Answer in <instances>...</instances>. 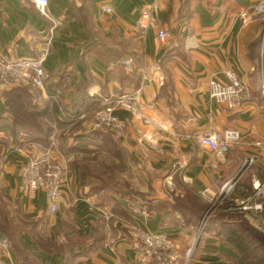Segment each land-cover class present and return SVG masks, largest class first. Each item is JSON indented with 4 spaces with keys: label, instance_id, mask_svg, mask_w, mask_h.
<instances>
[{
    "label": "crops",
    "instance_id": "obj_1",
    "mask_svg": "<svg viewBox=\"0 0 264 264\" xmlns=\"http://www.w3.org/2000/svg\"><path fill=\"white\" fill-rule=\"evenodd\" d=\"M261 1L49 0L48 17L32 0H0L6 57L28 59L48 46L43 88L0 91V240H8L1 252L7 261L140 264L129 246L131 227L181 242L194 225L192 197L210 199L229 185L227 210L240 213L255 170H264V15L252 13L242 24L239 13ZM146 7L153 21L142 31L137 22ZM160 30L168 33L163 41ZM227 70L250 88L232 108L209 95V81H226ZM120 99H133L152 123L132 117ZM16 103L34 122L15 121ZM106 106L123 125L119 137L93 126V114ZM79 113L85 118L76 120ZM39 128L46 141L26 136ZM226 128L240 139L222 157L197 141L204 131ZM51 135L52 156L68 165L55 212L43 190L28 197L26 159L16 150L34 146L27 141L47 145ZM249 157L254 161L244 165ZM102 191L109 202L97 199Z\"/></svg>",
    "mask_w": 264,
    "mask_h": 264
},
{
    "label": "built area",
    "instance_id": "obj_2",
    "mask_svg": "<svg viewBox=\"0 0 264 264\" xmlns=\"http://www.w3.org/2000/svg\"><path fill=\"white\" fill-rule=\"evenodd\" d=\"M36 8L44 15L47 13V4L49 0H32ZM107 11L109 9H106ZM252 13L264 15V0L251 9L243 10L239 13L242 24H246L251 18ZM153 21L152 8L146 7L141 10L138 18V27L144 31ZM168 33L160 30L158 38L163 41ZM48 54V46L43 47L38 53L28 59H9L0 51V89L8 88L13 85L29 84L34 88L41 89L44 86L45 67L44 63ZM125 65L129 64L124 60ZM226 81H219L212 78L209 81V95L217 103L227 107H236L247 100L250 96L249 86L242 81L239 76L230 70L225 71ZM261 92L264 95V72L261 84ZM118 104L123 105L130 112L132 117L140 120L144 124L152 123L143 109L133 99H120ZM76 120L85 118L84 113H79ZM93 126L100 130H109L115 136L119 137L123 131V125L114 114L113 106H106L97 110L92 117ZM189 137V135L187 136ZM240 139L238 130L235 128H226L221 133L204 131L197 137V141L211 149L216 156L222 157L233 144ZM34 146L16 147V150L25 156L24 167L26 179V191L30 198H33L38 190H43L46 194L49 211L57 210V203L61 195L64 181L63 164L57 162L52 156V150L56 146L53 135L49 138V143L43 144L27 141V144ZM254 161L249 157L244 161V165H249ZM252 203L249 208L256 213L264 210V184L258 179H252ZM232 185H229L226 193ZM245 209L246 207L243 206ZM111 249L115 243V238L108 240ZM8 240H0V264H15L7 261L2 256V250L6 249ZM130 249L136 261L140 264H177L179 253L175 242L169 236L154 231H145L134 228L130 232Z\"/></svg>",
    "mask_w": 264,
    "mask_h": 264
},
{
    "label": "rangeland",
    "instance_id": "obj_3",
    "mask_svg": "<svg viewBox=\"0 0 264 264\" xmlns=\"http://www.w3.org/2000/svg\"><path fill=\"white\" fill-rule=\"evenodd\" d=\"M262 21L264 22V19ZM22 87L27 90L30 88L27 84ZM28 121L34 122V118L28 116ZM59 163L63 164L65 175L68 165ZM168 186L171 190L175 189L174 186ZM107 194L108 191H102L97 199L105 203L109 202L111 197ZM253 194L252 191L247 202L244 201L239 205L240 213L227 210L232 193L224 191L206 200L192 197L195 200L193 206L196 212L192 219L194 225L188 228L187 238L183 237L181 242H177L170 237L179 253L177 264H264V252L260 248L258 238L259 235L264 234V210L256 213L248 207L252 203ZM243 206L246 208L244 209ZM229 220L234 223H229ZM134 228L145 230L137 226L131 227L129 237ZM230 231H236L244 239L243 245L246 250L237 249L228 240Z\"/></svg>",
    "mask_w": 264,
    "mask_h": 264
},
{
    "label": "trees",
    "instance_id": "obj_4",
    "mask_svg": "<svg viewBox=\"0 0 264 264\" xmlns=\"http://www.w3.org/2000/svg\"><path fill=\"white\" fill-rule=\"evenodd\" d=\"M23 85V84H22ZM22 85H13L9 88H22ZM29 87H31V85L27 84ZM18 105V103L14 104ZM19 113H17V116L15 117V121L24 125H28L29 123H32L31 121H28V114L25 110H22V108L20 107V105H18ZM16 109V110H17ZM18 112V111H17ZM35 127H39V126H35ZM39 131H33L31 130V132H25L27 137H31L32 140L38 142V141H46L45 140V134L46 131L42 130L41 128H39ZM255 174L257 175V178L259 179V181H261L264 184V170L263 169H256L255 170ZM229 207V206H228ZM259 244H260V248L263 250L264 252V234L263 235H259ZM228 240L233 243L235 245V247L239 250H246V247H244L243 242L244 239L236 232V231H230L229 233V237Z\"/></svg>",
    "mask_w": 264,
    "mask_h": 264
}]
</instances>
